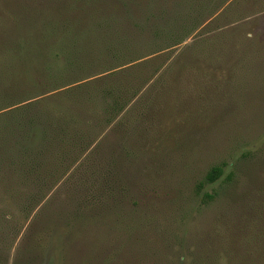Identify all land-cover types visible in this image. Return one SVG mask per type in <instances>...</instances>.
<instances>
[{
    "label": "rangeland",
    "instance_id": "obj_1",
    "mask_svg": "<svg viewBox=\"0 0 264 264\" xmlns=\"http://www.w3.org/2000/svg\"><path fill=\"white\" fill-rule=\"evenodd\" d=\"M64 4L111 40L139 38L140 19L162 70L128 113L137 128L106 127L90 161L41 197L0 170V264H264V0H0V102L14 45L36 47ZM28 124L21 141L36 146ZM124 145L115 203L105 181ZM214 165L223 174L205 182Z\"/></svg>",
    "mask_w": 264,
    "mask_h": 264
},
{
    "label": "trees",
    "instance_id": "obj_2",
    "mask_svg": "<svg viewBox=\"0 0 264 264\" xmlns=\"http://www.w3.org/2000/svg\"><path fill=\"white\" fill-rule=\"evenodd\" d=\"M58 11L62 21L57 22L55 16L46 19V29H40L33 38L36 47L23 48L20 39L19 45H14L21 47L9 56V84L0 102V170L24 177L23 184L36 187L30 202L60 179L70 178L80 169L76 167L79 162L90 161L106 127L123 136L135 130L137 127L128 124L132 112L128 113L153 76L162 70L161 47L151 41L152 36L146 34L148 27L140 19H129L140 29L139 38L137 31L131 39H125V35L121 39L118 31L111 40L100 27L87 29L78 17L71 16L68 4ZM35 18L28 22L25 18V25H38L40 16ZM37 86L43 88L42 92L35 93ZM31 122L41 127L36 146L28 144L31 138L21 141L27 137ZM129 151L124 145L110 162L111 175L105 181L109 201H118L127 192L120 171ZM222 174L223 167L214 165L204 181L215 182ZM11 179L10 175L9 182ZM203 184L200 182L199 188ZM206 196L215 197L211 193Z\"/></svg>",
    "mask_w": 264,
    "mask_h": 264
}]
</instances>
